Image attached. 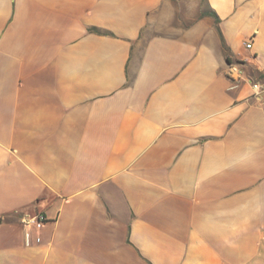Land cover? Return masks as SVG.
I'll use <instances>...</instances> for the list:
<instances>
[{
	"label": "crops",
	"instance_id": "obj_1",
	"mask_svg": "<svg viewBox=\"0 0 264 264\" xmlns=\"http://www.w3.org/2000/svg\"><path fill=\"white\" fill-rule=\"evenodd\" d=\"M263 81L264 0H0V264H264Z\"/></svg>",
	"mask_w": 264,
	"mask_h": 264
},
{
	"label": "built area",
	"instance_id": "obj_2",
	"mask_svg": "<svg viewBox=\"0 0 264 264\" xmlns=\"http://www.w3.org/2000/svg\"><path fill=\"white\" fill-rule=\"evenodd\" d=\"M251 39L248 40L247 43H245L246 48H251ZM227 74L232 78H237L241 75V69L236 64H229ZM252 88L255 91V93L264 92V81L263 82H254L252 83ZM45 221V217L41 215L36 216H24L21 220L22 224L25 227L33 226V225H39L42 222Z\"/></svg>",
	"mask_w": 264,
	"mask_h": 264
},
{
	"label": "trees",
	"instance_id": "obj_3",
	"mask_svg": "<svg viewBox=\"0 0 264 264\" xmlns=\"http://www.w3.org/2000/svg\"><path fill=\"white\" fill-rule=\"evenodd\" d=\"M228 61L230 62V60L228 59Z\"/></svg>",
	"mask_w": 264,
	"mask_h": 264
}]
</instances>
